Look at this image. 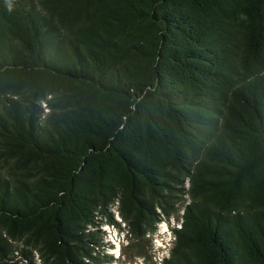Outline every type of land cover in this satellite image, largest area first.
<instances>
[{"label": "trees", "instance_id": "16d2710c", "mask_svg": "<svg viewBox=\"0 0 264 264\" xmlns=\"http://www.w3.org/2000/svg\"><path fill=\"white\" fill-rule=\"evenodd\" d=\"M11 4L0 264H91L115 209L140 238L180 205L160 264H264V0Z\"/></svg>", "mask_w": 264, "mask_h": 264}, {"label": "rangeland", "instance_id": "374dc122", "mask_svg": "<svg viewBox=\"0 0 264 264\" xmlns=\"http://www.w3.org/2000/svg\"><path fill=\"white\" fill-rule=\"evenodd\" d=\"M185 197L187 201L190 200L188 196ZM183 207L180 205L178 212L171 218L158 223L154 233H147L140 238L130 233L127 223L118 216L115 209V224L99 225L91 229L97 242L93 254L96 260L91 264H160L170 253L174 241L172 228L179 227ZM165 226L167 231L164 230ZM36 259V264H43L38 257ZM18 264L24 263L20 261Z\"/></svg>", "mask_w": 264, "mask_h": 264}, {"label": "clouds", "instance_id": "9594fccd", "mask_svg": "<svg viewBox=\"0 0 264 264\" xmlns=\"http://www.w3.org/2000/svg\"><path fill=\"white\" fill-rule=\"evenodd\" d=\"M7 7H8V11H12V4H11V0H7Z\"/></svg>", "mask_w": 264, "mask_h": 264}, {"label": "snow or ice", "instance_id": "6c2138e0", "mask_svg": "<svg viewBox=\"0 0 264 264\" xmlns=\"http://www.w3.org/2000/svg\"><path fill=\"white\" fill-rule=\"evenodd\" d=\"M164 230L167 231V227L166 226L164 227Z\"/></svg>", "mask_w": 264, "mask_h": 264}]
</instances>
